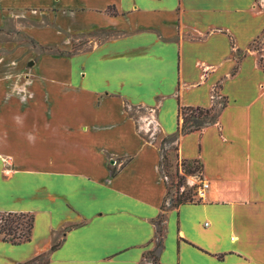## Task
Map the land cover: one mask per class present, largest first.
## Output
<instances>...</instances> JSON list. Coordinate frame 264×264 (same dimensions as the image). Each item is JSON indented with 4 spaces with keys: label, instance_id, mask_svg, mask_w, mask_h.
<instances>
[{
    "label": "crops",
    "instance_id": "obj_1",
    "mask_svg": "<svg viewBox=\"0 0 264 264\" xmlns=\"http://www.w3.org/2000/svg\"><path fill=\"white\" fill-rule=\"evenodd\" d=\"M251 5L0 0L6 37L12 26L62 47L79 31L117 35L26 72L24 50L4 42L0 213L33 224L28 242L0 241V264H264V49H249L264 12ZM127 108L176 138L180 160L200 164L198 201L164 206L160 152ZM179 108L218 116L181 133Z\"/></svg>",
    "mask_w": 264,
    "mask_h": 264
},
{
    "label": "rangeland",
    "instance_id": "obj_2",
    "mask_svg": "<svg viewBox=\"0 0 264 264\" xmlns=\"http://www.w3.org/2000/svg\"><path fill=\"white\" fill-rule=\"evenodd\" d=\"M251 8L254 11L264 12V0H252ZM0 30V57L4 58V42L16 43L18 48L24 50V53L21 55V62H24L25 72L32 69L42 60L55 59L58 61L60 59L70 60L79 57L83 53L91 51L105 40L117 36L111 31H99L96 29L88 33H82V31H79L77 35L68 37L69 44L58 47L47 44L39 45L21 33L14 35V33L10 32V30L14 31L12 26L9 27L8 31L10 33L7 32V37L4 36V27L0 28ZM249 49L256 53L258 52L259 54H257L260 55V52L264 49V30L260 36L250 44ZM258 63L259 66L264 69V61L260 56L258 57ZM74 76L78 79L81 78L82 71L78 70ZM128 112L132 118L137 120V128L144 140L151 142L160 152L159 166L167 188L166 203L164 206L172 208L175 207L179 201L185 203L198 201L199 197L195 192L198 190V187L200 188L203 184L200 179V170L196 169L192 174L185 173V168L182 164L183 161L177 156L176 138L171 139L161 135V133L158 132L156 125L150 120H145L146 122L144 125L140 118L142 114H144L141 108H130ZM190 177L196 179V182L192 185L188 182ZM43 240L42 243H47L46 239ZM147 258L149 261L155 262V254H150ZM43 263L44 259H40L34 264Z\"/></svg>",
    "mask_w": 264,
    "mask_h": 264
},
{
    "label": "trees",
    "instance_id": "obj_3",
    "mask_svg": "<svg viewBox=\"0 0 264 264\" xmlns=\"http://www.w3.org/2000/svg\"><path fill=\"white\" fill-rule=\"evenodd\" d=\"M218 111L203 108H179L178 118L182 119L181 133L201 129L216 121ZM173 139V137L171 138ZM186 174L196 169L201 171L197 161H183ZM185 202L179 201L177 205ZM33 216L27 213H0V241L18 245L31 238Z\"/></svg>",
    "mask_w": 264,
    "mask_h": 264
},
{
    "label": "built area",
    "instance_id": "obj_4",
    "mask_svg": "<svg viewBox=\"0 0 264 264\" xmlns=\"http://www.w3.org/2000/svg\"><path fill=\"white\" fill-rule=\"evenodd\" d=\"M206 188H207V185H206V184H202V186H201V188H200V190H199V193H198L199 197L202 196L201 192H202L204 189H206Z\"/></svg>",
    "mask_w": 264,
    "mask_h": 264
}]
</instances>
